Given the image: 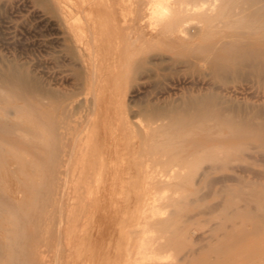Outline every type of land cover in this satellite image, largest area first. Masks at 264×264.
<instances>
[{
	"label": "rangeland",
	"instance_id": "obj_1",
	"mask_svg": "<svg viewBox=\"0 0 264 264\" xmlns=\"http://www.w3.org/2000/svg\"><path fill=\"white\" fill-rule=\"evenodd\" d=\"M124 1L123 0H0V74H1V76L3 75L2 78L0 76V86H4L5 84L6 85L9 84L11 86V84H12V87H15V89L17 91L23 92L24 94H26L27 96L32 98L33 101H37V102L40 101L39 103L43 104L44 106L49 107L51 109L52 115L54 114L53 119H54L55 127L58 129V130L56 129L57 133H59V134L66 133V130L68 128H70V129H68L67 131L72 130L76 127L77 130L82 131L81 136H83L82 137L83 142L86 141L85 139H87V136H88L87 141L89 140V138H90V142H91V139H92V141H94V143H91V144L89 143V141H88V144L87 143L85 144V142H84L85 146L86 145L88 146L89 144L93 147L95 146L94 151H93L94 148H92L91 146H88V147H90L91 151L87 150L88 151L87 153L89 155H91L90 156L91 158L89 157V155L87 156L86 155L87 153H86L84 157L82 156L83 158L79 157L72 164V167L70 168L71 172H70V176H69V180H68V184H67L68 186H67V189L65 190V195H66L65 197H68L70 199L69 200H65V199L63 200L61 210H58V209H60L59 207H61L60 204L56 205V204H52V202H50L51 205L48 203V204H46V206H45V204H36L37 208L33 206V209L30 213V217L33 221L31 222L30 225L27 226V230H26L27 237H29L30 240L24 245V249H23V253H22L23 257L20 260L22 262L21 264H54V263H56V264H121V263L126 264L129 261V258L127 259V257H129L128 252H130V251L131 252L129 254H133L132 255L133 259L135 258L134 256L137 257V254H134V253L139 252L138 250H140V246L137 249L136 248L137 245H136L135 246L136 249H133L134 248V242H135L134 240H137V239H134L137 236V234H135V232L133 231L134 230L133 226H135V228L137 229V226H138L137 224H140L143 220L142 218H140L139 214H141L143 212L142 207H144V206L141 204L143 203V201L146 200V197H144V198L142 197L147 192V191L145 192V190L149 189L150 193L148 192L149 193L148 195H149L150 199H152L153 194H156V193L152 190L153 188L150 187L151 188L150 189L148 187H145L146 185L144 183H143L144 185H141L142 182L140 180L143 179L142 181H144V178H143V172L144 171H141V170H143V168H141V170H140L139 166L141 163L143 164V162L145 160L147 161L150 158L142 150L140 153H143V154H141L140 156H139L140 153L136 152V154H135L132 150L134 148V146H136L139 142L137 135H135L137 129L135 128V125H133L134 123L132 122L134 118H135L134 120L137 121L136 119L139 116V118L140 117L141 118L138 121L145 122L147 120V117L150 116L151 113H152V115L167 114V113L170 114V112L172 114L173 112H176L175 109L179 110L178 111L179 115L180 114L184 115L183 113H185V111H186V114H188V116H191V115H194V113L199 109L198 110L199 112L197 111V113H195V115L196 114L197 115L203 114V116H205V117H206V115H208V117H206V118H207V121H208L210 126L215 125L214 124L215 121L210 120L209 116L214 117L216 115L217 116H219V115L230 116L231 115L230 117H233L235 119H239V120L245 119V120L250 121L249 123L252 126V128L255 126H256V128H259L260 126H261L260 128H262V127L264 128V73H262V72H264V69H263L264 68V52H263L264 51V42L255 33L252 35V32L251 33H245L244 32L245 23L242 19V15H241L242 10H241L240 6L237 7L238 4H228L225 8L227 10V12L224 9V12L223 11H222L223 13L221 12L222 15L217 17L218 14H221V13L215 14L208 21L205 19L206 17L204 18L203 16H199V15H197V17H196V15L192 16L193 19L187 18V19L191 20V21L188 20L189 21L188 23H190L191 25L194 26V27L191 25L189 26L191 31H193V30H195V31H193L194 34H193V32L191 33V34H193L194 40L190 39L187 42V45H186L187 50L185 49L186 51L180 50V49H174V51H173V49L167 47L164 42H162V41L156 42L155 41L153 43H148L149 46H147V44H145L144 46L141 44V46L143 47V48L139 47L141 50H139V48L137 47V52L141 51L142 53L141 52L139 53L138 58L137 57L133 58V57L137 56L136 51L133 54V48L136 49V47H134V46H136L135 44H138V43L134 42L135 44H133L132 39L131 40H129V39H130V37H132V35L134 36V34L132 32L130 34V31H131L130 28L132 25V21H130V20H132V18H135V16H133L134 14L130 13L131 9H129V7H130L129 0H124ZM131 1L133 3H134V1L136 2V0H131ZM64 3H67V7L73 11L71 13V15H70V10H69V13L65 16V14H64L65 11H63ZM137 3H138V0H137ZM137 3H135V4H137ZM227 7H228V9H227ZM239 11H241V12H239ZM128 18H129V20H128ZM215 18H216V20H215ZM237 18H238L239 22H238ZM193 20L196 22V24H195V22H193ZM72 21H74V22H72ZM76 21H77V24H76ZM197 21L198 22L202 21L199 24H201V23L203 24L206 21L204 23V25L208 29H205V26H202V24L200 25V27L197 26L198 25ZM212 21H213V24H211ZM241 22H243V23H241ZM206 24L207 25L210 24V25L207 27ZM94 26H95V28H94ZM228 27H230V28H228ZM124 28H125V30L122 31V29H124ZM194 28H196V29H194ZM199 28H200L201 32H199L200 31ZM224 28H225V30H223ZM239 28H242L243 30L242 29L238 30ZM235 29H237V30H235ZM241 31H243V32L241 33ZM73 34L76 37L77 42L74 41V36H72ZM90 34H91V36H90ZM124 36H125L126 40L129 37L128 43L125 41ZM195 36H197V37L195 38ZM230 36H234L237 39H241V38L244 39V40H242V39L241 40L243 42H245V43H243L244 45H247L245 48L252 50L251 54L253 56H251V54L249 56L246 55L243 57L242 56L240 57V55H237L238 58H236L237 56H234L233 54H231L233 51L230 48L223 46L225 38L230 37ZM89 37H91L90 40H89ZM214 37H215V39H214ZM99 38H100V40H99ZM123 39H124L125 43H127L126 48L123 47L124 49L122 48V46L125 44ZM90 43L92 46L90 45ZM131 43L133 44V46L131 45ZM156 45H158V46L161 45V47H157ZM209 45L211 47H213V51L211 52L212 54L210 52H205L206 54L204 56V53H203L204 50L202 48L208 47ZM220 45H221V47H219ZM128 46H129V49H131L130 50L132 52L131 54H130V51H128L129 49L127 50ZM130 46H132V48H130ZM145 46H147L149 48V50ZM101 48H104V50H102ZM220 48H222V49H220ZM146 50H148V51H146ZM175 50H177V51H175ZM194 50H195V52H194ZM192 51H193V53H192ZM79 52H80V55H79ZM123 53H124V55H123ZM156 53H157V55H156ZM188 53H189V55H188ZM202 53H203V56H201ZM91 54L93 56H91ZM128 54H129V56L131 55L130 57H132L133 59L128 58L129 57ZM95 55H96V57H95ZM150 55H152L153 58L150 57ZM154 55H156V56H154ZM122 56H128V57H125V60L128 59L129 62L125 61V63H124V61H122V60H124V57L122 59ZM144 56H146L145 58L147 60L144 58ZM147 56H149L150 60H148L149 58ZM184 56L187 59H189L190 57L191 58L189 60L185 61L186 59L184 60ZM186 56H188V57H186ZM254 56H255V58H254ZM91 57H93V58H91ZM219 57H221L222 59ZM258 57L261 59V62H259L260 60L258 59ZM102 58H103V60H102ZM178 58H179V60H178ZM208 58L210 59L209 61H208ZM224 58H225V60H224ZM61 59H63V60H61ZM99 59L101 60L102 63L100 62ZM151 59H153L152 60L153 62H151ZM220 59H221V61H220ZM241 59H243V62L245 59H247L250 62V64L248 62H245V65L248 64V66H249L248 69L246 68L247 66H245V67L241 66V63H242ZM201 60L205 61V62L202 63ZM217 60H218V62H217L218 64L215 63ZM252 60L254 63L252 62ZM235 61H238V63H236ZM98 62H100L99 66L97 65ZM126 62H127V64H126ZM149 62H151V64H148ZM262 62H263V64H262ZM256 63H259L258 66L256 65ZM133 64H135V65H133ZM219 64L223 65V66L221 65L222 67L220 66L221 67L220 69H223V67H225L224 70H226V72L225 71L223 72V70H220L217 67V66H219ZM237 64H239V65H237ZM198 65H199V67H198ZM204 65H206V66H204ZM209 65L211 66V70H210ZM118 66H120L119 67L120 69L118 68ZM111 67L113 68V70ZM122 67H123V69H122ZM128 67L130 68L131 71L127 70ZM188 67L189 68L191 67V68L189 69ZM207 67H209V69H207ZM215 67H216V70H214ZM226 67H229L230 69L228 70V68H226ZM97 68H98V70H97ZM93 69L95 71H93ZM110 69H111V71H110ZM161 69H163V71H160ZM125 70H127V71H125ZM202 70L205 72L203 73ZM237 70H238V72H240L239 74L236 73ZM2 71H3V73H2ZM122 71L125 74L128 71L129 72H128V74L123 75ZM249 71H251L253 73H251ZM92 72H93V74H92ZM152 72H154L153 73L154 75L152 74ZM120 73H122L123 76L120 75ZM175 73L178 75L177 77H176ZM216 73H218V74H216ZM138 74H141V75L137 76ZM254 74H255V76H254ZM207 75H209V76H207ZM248 75H251V76L249 77ZM94 76L96 78V81L92 82V80L94 81V79L92 78ZM120 76H121L122 80H120ZM124 76H126V77L128 76L127 79L124 80V78H123ZM153 76H154V78H153ZM168 76L170 79H168ZM11 77H13V80ZM136 77H137V79H135ZM14 78L15 79L17 78V80H15ZM110 78H112V79H110ZM149 79H150V81H149ZM9 80H10V82H9ZM115 81L117 83H115ZM106 83L107 84L109 83V84L106 85ZM122 84H124V85H122ZM191 84H192V87H191ZM109 85H111V88H109L110 87ZM115 85H117V86H115ZM193 85L196 87H194ZM197 85L200 87L198 88ZM176 88H177V90H176ZM180 88H182V89H180ZM184 88H186V89H184ZM217 88H218V90H217ZM31 89H33V91ZM87 91H89L90 94ZM106 91H108V92H106ZM92 92L94 93V95L91 94ZM101 92H104V93L106 92V93L102 94ZM181 93H182V95H181ZM99 94H100V96H99ZM101 94H102V96H101ZM91 95H93V96H91ZM112 95H113V97H112ZM202 95H203V98H202ZM46 96H47V98H46ZM92 97H93V100H92ZM98 99L99 100L102 99V100L99 101ZM177 99L181 100L179 102H182V104H178L179 102ZM47 100H48V102L51 101L52 103H48ZM103 100H105L104 101L105 104L102 106V104L104 103ZM176 100H177V102H174ZM191 100H192V102H191ZM159 101H161V102H159ZM163 101H164V103H166L165 105H164ZM199 102H200V105L198 104ZM187 103L193 105V107L195 109H197V108L198 109L195 110V112H194L193 110H191L193 107H190L191 105L188 106ZM51 104H52V108H51ZM132 104H134V105L136 104V106H134ZM248 104H250L251 106ZM176 105H181V107L178 108V106L176 107ZM155 106H156V108H155ZM159 106H160V108L163 106L164 111H166V112H163L162 111L163 109L160 110ZM186 106L188 108H190L189 111L192 114H190V112L187 111L188 108H186ZM200 106H202V107H200ZM209 106H211V107H209ZM230 106H231V108H230ZM248 106H250V108ZM98 107L101 108V109L99 108L100 111H99V109L94 111V109H97ZM90 108H91V110H90ZM204 108H205V110H204ZM222 108H224L225 110ZM57 109H59V110L57 111ZM158 109L160 111H162L163 113L162 112L160 113ZM181 109L184 110L183 113H180V112H182ZM212 109H214V110H212ZM227 109L232 113H229ZM233 109H234V111H233ZM260 109H262V110H260ZM53 112H55V113H53ZM93 112H96V114L98 113L97 116L94 117L93 115H95V113H93ZM109 112H110V114H108ZM206 112H207V114H205ZM233 112H235V114ZM258 112H261L260 117L262 120L260 119V117H257ZM148 113L150 115H148ZM56 114L59 115L58 117H60V118H58ZM78 114H80V115H78ZM123 114H124V117H123ZM91 115L93 116V119H92V122H89L90 118H92ZM79 116H81V117H79ZM98 116H99V119H98ZM132 116H133V118H132ZM251 116H253V117H251ZM76 118H77V120H76ZM87 118H88V120H86ZM255 118H258V119L255 120ZM142 119H146V120H142ZM60 120H61V123H60ZM85 120L88 122H86ZM95 120H96V122H94ZM112 120H113V122H112ZM57 121H58V123H57ZM99 121H101V123ZM141 122L138 123L139 126L141 125L140 124ZM74 123L75 124L77 123V124L75 125ZM92 123H94V124L92 125ZM253 123H255L254 124L255 126L253 125ZM135 124H137V123L135 122ZM262 124H263V126H262ZM68 125H69V127H67ZM94 125H95V127L97 126L96 128L99 130H97L95 127L93 128ZM98 125L100 127H98ZM125 125H126V127H125ZM111 127L113 129H111ZM121 127L124 128V130L122 129V132L123 133L125 132L124 135L126 134L127 136H125V137H127L128 139H126L123 134L121 135ZM131 127H132V130L130 129ZM137 128H140V127H137ZM92 129L97 130L98 135L94 134L96 131H94V133H93L94 135L92 133H89V131ZM93 130H92V132H93ZM221 131L225 135V136H223V139L221 141L222 148H224V147H225L224 149H230L231 148L230 150H228V152L226 151V154L224 155V157L229 158V159L224 158V161L228 160V162H229L231 160L229 162V164H227L228 162H226V161L225 162L227 165H225V164L221 165L220 164L219 166L223 167V168H221L220 171H219V169H220L219 166L216 168L212 167L213 170H215V171L211 170L210 172H208L207 178L205 177L206 175L204 176V178H206L205 181L208 183L204 182V178H202V173H203L202 170L203 169L201 170V168L206 166L205 168H207L206 169V171H207L210 168L209 164H211V163H209V161H206V162L201 161V163L204 165L202 167V165L200 166V164H199V166L201 168H199V166L197 164H194L193 167L195 168V166H196L197 169L199 168V170H201L200 171L201 174L197 173L196 169H195V171H192L194 169L193 167H192L193 169L192 168L190 169L191 171L190 170H188V171H190L191 175H194L193 177L196 179V182H199L198 185L196 187L194 186L193 188H191V187L188 188V187H186L187 185H181L178 189L179 190L178 192L182 193V194H179V197L184 196L186 198H189V199L185 200L184 202H182V203L187 202V205L183 206L184 204L183 205L181 204L185 208L182 209V206L178 205V209H179L178 210L176 208L177 204H172V206L167 207L168 206L167 204L168 203L171 204V202L166 201L165 199H163V197L165 196L164 198H166V197L170 196V194L167 196L166 195L163 196L162 193H165L166 190L161 192V194H160L162 196L161 200L163 202H165V201L168 202V203L165 202L167 205V206L164 205V208H165V206L167 207L165 209L169 210L172 208L171 209L172 212H174V210L176 209L177 212H181L182 214L179 216L180 213L178 215H176L175 212L173 214H170L171 211L169 213H167L168 211L166 212L163 210V213L164 212L167 213V214L164 213V215H168V216L164 217L163 215L162 216L159 215L160 218H158L159 216H156L155 214H153L157 217L155 219L156 223L155 222L154 223L155 224L158 223V225L161 227V222H163V224L165 222L168 224L167 221L169 219L170 224L172 221L173 222L172 224H174L178 227V228L173 227L177 231V229L180 230V228H181L180 227L181 225H179L178 222L181 221L182 218L186 219L185 215H186V217L188 216L192 222L196 221V223L194 222L195 224H190V221H187V222H189V223H187V222H185L186 220L181 221L180 224L185 223V226L183 225L184 227L180 230V232H176V233H178L177 236H175L173 234L177 239L180 236L183 237L184 234L186 233V235L189 237V238L187 237L188 239H191V240L193 239L192 245H193V243L197 245L196 247L190 246L188 244L183 245L189 249L182 251L184 253H180L181 255L178 254L181 256L180 257L181 259L183 256H185L184 259L185 258L188 259L189 256H191V253L189 254V252L193 251L192 247H194L193 254L197 253V251L199 253L198 254L199 257L197 256L198 257L197 259H194L190 262L187 261L186 264H199V260H202V259L205 260V262L206 261H208L209 263L212 262L211 264H248V263L251 264L253 262L249 261L248 258L245 256L248 253H255L253 264H257L259 262L260 258H262L264 256V237L263 236H262L260 241L256 242V244L253 246V248L248 247V248H244V249L243 248L242 249L241 248L234 249V250L230 251L229 255H227L226 257H222V256L219 257V252L215 251L214 247H216V245H218V240L220 239V237L222 235V230H221V225H220L221 222H219L220 221L219 218H221V217H219V215L217 214L218 220H217V218H216V220L218 222H216V223H219V224L217 225L218 228H216L215 227L216 223H214L215 225L212 224L213 222L216 221L215 219H214V221L212 220L213 222L211 221L212 223H210L209 221H206V220H208L207 216H209V213H207L208 214L207 216H206V214H205V216H204V214H201L198 216L194 215L195 213L200 214L199 213L200 209L203 208V205L199 206V204L205 203L204 207L209 205L208 207H210V208L213 207L215 210L219 206L218 211L216 210L217 213H219L221 211V209L224 210L223 213L227 212V213H225L226 215H224L222 213V211L219 213V214H221L220 216H222L221 219L224 221V222L222 221L221 224L222 225H228L229 222L226 221V218L231 214L232 205L234 204L233 201L235 200V203H238L240 206L247 203V202L246 203H243V202L239 203L241 199L239 198L240 196H239L238 190L241 192V191L245 190V187L248 188L249 186H252V188H253L256 185L254 188H256L259 191H262V189H263L262 192H264V151H263L264 148L262 149V147L264 146V144H263L264 139L262 141V139H260V137L256 134H254V135L252 134V137H247V138L246 137L245 138L244 137L239 138L238 136H237V138L236 137L231 138V135L226 128H222ZM111 133H113V134H111ZM89 134H91V136H89ZM110 134L112 135L113 139L111 138ZM132 134H134L135 136ZM92 135L95 136V138H93ZM227 135H229V136H227ZM133 136H134L135 140H137V143H136V141H133L134 139L132 140ZM262 136L264 137V131H263ZM116 138H118V139H116ZM97 140H98V142H97ZM127 140H128V142H127ZM131 140L135 143H133V142L131 143L130 142ZM95 141H96V143H95ZM99 142L100 143L102 142V143L100 144ZM248 144L251 145V147H252V145L255 146L256 148L255 147H253V148L256 150H253V148H250V146ZM237 145L238 146L240 145V147L242 146L241 147L242 150L239 149V147ZM245 145H248L251 151L248 150L245 147ZM101 146L103 149L101 148ZM128 146H130V147H128ZM112 147H114V148H112ZM232 147H234V152L232 150L233 149ZM121 148H123V149H121ZM124 148L130 149L132 151V153L137 155V158H134L136 156L133 157L134 154L133 155L130 154L131 151L127 150L130 154L129 155L130 158H129L127 156L128 153L126 155L127 151H126V149L124 150ZM122 150H124L125 153ZM92 151L93 152L96 151V152L94 154H90V152L92 153ZM97 151H98V153H97ZM113 151H116L117 155L113 160L114 164L111 165L112 163H108V161L106 159L108 158V153L113 152ZM230 151H232V152H230ZM120 153L125 154L123 156H126V159H122L121 157H123V156L120 155ZM92 155H93V157H92ZM97 155L98 156L101 155V158L98 157ZM229 155L232 158H230ZM237 155H238V157H237ZM96 156L101 160L99 161L98 158H97L98 160H96ZM246 156H248V157H246ZM86 157H88L87 160H89L91 162H89V161L86 162L87 161V160H85ZM147 157H148V159H147ZM92 158L95 159V162ZM247 158L250 160L248 161ZM82 159H84L85 162L82 161ZM130 159H132L131 160L132 163H133V161L135 162V160L139 161L138 159H140V160L143 159V161H141V163L139 161V163H140L139 165L137 164V166L139 167V172H138V170L131 168L132 167L130 165L131 162L130 163L127 162ZM5 160L7 161V164L6 163L4 164L5 165L4 171L6 170L5 171L6 177L4 180H5L7 190L9 192H11L12 188L13 189L17 188L16 192H15V190L14 191L12 190V192L18 193V191H19L18 196H20V198H23L24 196L22 195L23 192H21L22 191L20 189L21 187L19 184H17L18 183V177L20 178V175L18 174L17 165L14 164L15 161L11 157L10 158L6 157ZM13 161H14V163H13ZM97 161L100 163H98ZM102 161H105L106 164L104 165L103 164L104 162L102 163ZM150 161L153 162L152 160H149V162ZM80 162H81V164H80ZM92 162L95 164L97 163V165L93 164ZM207 162L209 163L208 164L209 166L206 164ZM231 162L233 164L236 162L234 164L235 166ZM9 163L10 164L12 163L11 165H13L12 166L13 168L11 167V165ZM82 163L85 166H87L88 163H89L88 166L90 165V163H92V166L93 165L98 166L97 170L99 172L97 170L95 172L96 168L94 169V166L93 167L89 166L94 172L93 171L89 172V171L84 170L83 167H85V166H83ZM124 163L129 164L131 167L130 166L128 167L127 164H124ZM136 163H134V164L136 165ZM144 163H146V162H144ZM110 165H111V167H110ZM118 165H119V167H121L123 169V172H124L123 176L121 173L119 176L120 178L121 177L124 178L125 181L124 180L122 181V182H124V186L120 184L118 186H115L116 189L114 187L107 189V187L104 186L103 182L107 178V176H109L111 169L113 170ZM135 165H133V166L135 167ZM248 165H250V166H248ZM6 166H7V168H6ZM88 166L85 167V169L87 168V170H89ZM212 166H214V165H212ZM247 166H248V168H247ZM142 167H143V165H142ZM241 167H243V168H241ZM104 168H105V171L103 172V174L104 173L105 174L103 175L102 171L104 170ZM127 168H128V170H126ZM129 168H131V169H129ZM164 168H165V166H164ZM205 168H204V170H205ZM100 170H102V171H100ZM247 170H250V173ZM8 171H10V173ZM72 171H74V172H72ZM80 171L81 172L83 171V173H84V171H86L84 174L87 178L83 174H81ZM128 171L131 174L133 172V174L131 176H130V174L127 175ZM140 171L142 173H140ZM92 173H95V174L92 175ZM97 173L100 174L101 178L98 177ZM8 174L10 175V177L12 176V178L14 179L13 181L11 180V182L13 184L10 183V180H9L10 177L8 176ZM72 174H74V176ZM86 174H88V175H86ZM134 174L136 177L139 178L138 180L141 182L140 184H139V181L135 179L136 178L135 176H134V178H132V176ZM137 174H142V176L137 175ZM210 174H211V176H210ZM81 175H82L83 179L81 178ZM93 176L95 178H92ZM71 177H73V178L71 179ZM130 177L132 178V180H130L129 183L132 184V182H134V184H132V185H130L128 183ZM12 178H10V179H12ZM102 178H103V180H102ZM198 178L199 179L202 178V179L200 181H197ZM211 178H213V179L215 178L214 180H216V178H217L218 181H219V179L220 180L225 179L224 186L226 185L227 187H229L233 191L230 192L228 190V188L226 187V189H227L226 194H224L225 192L223 193V196L220 194L221 188L219 187L220 185H218V184H220L221 182H224V181H221L219 183L217 182L218 183L217 184L215 181L212 180V186H211L212 188H208L209 187L208 184L211 185L210 184ZM84 179H87V180H84ZM100 179L103 181L102 183L100 182ZM90 180H93L92 183H90ZM134 180H136V181H134ZM230 180H232V182H230ZM233 180H235V181L239 180L240 182L239 181L238 182L242 185L238 184V182H235ZM243 180H245V181H243ZM78 181H79V183H78ZM137 181H138L139 185L136 184ZM249 181L252 183V185L250 183H249L250 185L247 183ZM75 183L77 185L78 190H77V188H75L76 187ZM80 183L83 185L81 186ZM86 183L87 184L90 183L88 186L91 188V190L93 192L97 190V193L96 192L93 193L90 190V188L87 187ZM230 183H232V184L230 185ZM96 184H98L97 186L99 188H100V184H101V188H100L101 191H99L100 193L98 192L99 188L98 187L96 188V186H95ZM128 184L130 186H128ZM214 184H217V185L214 186ZM17 185H18V187H17ZM84 185H85V187H83ZM90 185H93V187H91ZM136 185H137V187L138 186L140 187V185H141L142 190L139 188L137 189V187L135 189L136 191L134 189L133 190L131 189L132 186L134 187ZM79 186H80V189H79ZM221 186H223V183L221 184ZM224 186L222 188H225ZM183 187H184V189H182ZM201 187L204 190V194L202 193V191L201 192L199 191L202 189ZM86 188H88V193L85 192V190L87 191ZM252 188H249L248 190H245V191L248 192V191H250V189L252 190ZM93 189H96V190H93ZM158 189H159V187H158ZM185 189L187 190V192ZM205 189H207V190L209 189L210 191H212L213 197L209 195V194H211V192L208 191L209 193L207 194ZM219 189H220V192H218V194L221 195L223 200L221 198H219L220 196H218L216 194V192ZM130 190H131V192H130ZM168 190H170V189H168ZM195 190L196 191L198 190L199 194L197 192L195 193ZM73 191H74V193H73ZM78 191H80L81 193ZM222 191H223V189H222ZM89 192H90V194L92 193L93 195H90ZM132 192L135 195H133ZM137 192L139 194H141V197L144 199L140 203H139V201H140L139 199H142V198L140 196H138L139 194ZM169 192L171 193V191H169ZM121 193H123V194L121 195ZM168 193L166 192V194H168ZM194 193H195V195L198 194V195H196L198 198L199 197L203 198L202 200L198 199V201H202V202H199V204L197 203L198 206L195 205L197 208L200 207V209H195V207L193 208L191 206L189 207L190 201L194 204H195V202H198L197 200H195V199H197V197L193 195ZM87 194H89V195H87ZM136 194H138V195L136 196ZM190 194L193 195L194 197H196V198L192 197L194 202L192 201V198L189 197ZM77 195L79 196V198ZM94 195H95V200L93 198ZM125 195H128V196H125ZM186 195H188V196H186ZM202 195H206L207 197H210V199H207V197L205 198V196H202ZM89 196H91V197H89ZM135 196L138 197L139 199L135 198L136 200H134ZM237 196H238V198H237ZM104 197L106 199L104 201H102V199H104ZM125 197H127V198L131 197L130 199H133V200H129V202H128V199ZM184 197H183V199H184ZM77 198H78V200H77ZM91 198H93V199H91ZM85 199H87V200L89 199L91 201L87 202V200H85ZM125 199H127V201ZM150 199H148V201L146 200V202L148 203ZM218 199L222 200V202ZM71 200H74V201L72 202ZM76 200L78 202H79V200H81L82 202L84 201L83 203H85V204L83 205V203H81V202H80L81 204H78V202ZM97 200L100 202L99 205H97L99 203ZM161 200L156 201L157 205ZM188 200H190V201L188 202ZM204 200H206V201L204 202ZM229 200H231V202ZM238 200H239V202H238ZM70 201L72 203H70ZM95 202L97 203L96 205H95ZM126 202H128V203H126ZM134 202H137L139 205L137 206V203H135V205H136L135 206ZM146 202H144L145 206H146ZM161 202L159 204H161ZM220 202H221V204H220ZM225 202H227V203H225ZM93 203H94V205H93ZM165 203H162V204H165ZM192 203L190 205H194ZM215 203H217L216 205H218L216 208L214 205ZM132 204H133V206H132ZM251 204H255V202L252 201ZM256 204H261L262 208L264 209V204L259 203V202L258 203L256 202ZM33 205H35V204H33ZM53 205L56 207H54ZM58 205H60V206L58 207ZM77 205H80V206L83 205V206H81L83 208H81L80 206H77ZM125 205L127 206L126 208H125ZM73 206H75V209H76V207H78L77 210L79 208L81 210H79V211L74 210ZM84 206H85V208H84ZM96 206L98 208V211L96 210ZM159 206H161V205H159ZM221 206H224V207L221 208ZM45 207L48 209H45ZM137 207H138V210L135 209ZM155 207H156V205H155ZM161 207H163V205ZM208 207H206L205 209L209 210V209H207ZM70 208H71L72 212L74 211L73 214H76L77 212H79L80 216H76V215L73 216L72 214H69V213H72ZM186 208L188 209L187 211L185 210ZM131 209H133V210L135 209L134 211L135 212L137 211L136 212L137 214L134 213L133 211H131ZM156 209L153 210L154 213H155ZM214 209L213 210L210 209V210H212V212L210 213V214H212V216L216 215L214 213L215 212ZM33 210H35V211L33 212ZM48 210H50V211H48ZM140 210H142L141 213H140ZM157 210H159V209H157ZM198 210H199V212H198ZM203 210L204 209H202V212H203ZM41 211L42 212L45 211V213L48 212L49 218L47 217V219L46 218L44 219L43 217H41L40 216L42 213ZM81 211H82V213H81ZM128 211H130L133 218L135 217V215L137 216V217H135L136 221H139L141 219L140 223L139 222L136 223V221H135L137 226L133 225L134 220L131 216H128V214L131 215ZM188 211H190V212H188ZM159 212H161V211H159ZM159 212H157V214ZM163 213L161 212V214H163ZM204 213H205V211H204ZM79 214H77V215H79ZM61 215H62V217H61ZM92 215L95 217H93ZM151 215L152 214H150V216ZM75 216L77 218L79 217L78 221L76 220ZM91 216L95 219L91 218ZM123 216H124V219H123ZM125 216L131 217L132 218V220H130L131 222L129 221V223H127L128 222L127 220L131 219V218H128L126 220ZM72 217H74V218H72ZM61 218H62V221H61ZM153 218H155V217L153 216L152 219H150V222L152 220H154ZM73 219L76 221H74ZM211 219H213V218H211ZM92 220H94V221L92 222ZM122 220L123 221L126 220L125 224H127V225H124L123 224L124 222ZM187 220H189V219H187ZM43 221L45 223H43ZM46 221L47 222L49 221L48 222L49 224ZM89 221H91V222L89 223ZM197 221H199V222L203 221V224H207V222H209L210 225H203L201 222L199 223ZM205 221H206V223H204ZM76 222H77V224H76ZM72 224H74V225L76 224V225L72 226ZM122 224H123V227L121 229ZM155 224H153V221H152L151 224L149 223V224H147V226H145V229H147L148 226H149V228H150V226H156ZM196 224L197 225L201 224L204 227L203 226H197ZM211 224L213 225L212 228H211ZM48 225L52 226L54 229L53 230L49 229V231H48V228H52V227H49ZM59 225H61V228ZM87 225H88V228H87ZM131 225H133V226H131ZM43 226L47 227V228H43ZM129 226H130V228H129ZM170 226H168V225H166V227L164 226L166 231ZM72 227L74 229H72ZM87 229H91V230L94 229V230H92L93 233L90 232L91 230L87 231ZM154 229L155 228L153 227V230ZM165 229H163V230H165ZM186 229H190V230L188 232H185ZM202 229L204 231H202ZM50 230H52L51 233H50ZM120 230H122V231H120ZM137 230H139V229H137ZM150 230H151V228H150ZM169 230H170V235H171L172 234L171 228L168 229V231ZM212 230L216 231V233H214V239L215 240H213L212 237H210L211 240H209V237H208V234H210V231L213 232ZM119 231H120V233H119ZM147 231H149V230H147ZM152 231L148 232L149 236H151L150 233ZM159 231L160 230H158V232ZM190 231H191L192 235H190L191 234ZM58 232L61 233L60 234L61 237L58 235ZM121 232H123V233H121ZM132 232L134 235L132 234L131 236H135V237H133L134 240L132 239L133 241L130 240L132 237H128V235L130 236V233H132ZM137 232H138L137 237H139L140 233H139V231H137ZM183 232H185V233L182 234ZM194 232H196L195 235L193 234ZM217 232H219L220 234ZM88 233H90V234L92 233V235H90ZM159 233H160L159 234L160 237H161V234L166 235V234L162 233L161 231ZM200 233H204V234L201 235ZM38 234L41 236H39ZM42 235H44L45 238ZM123 235H125V236H123ZM186 235L183 238H185ZM46 236H47V238H46ZM85 236L86 237L88 236V238H86ZM140 236H141V234H140ZM211 236H213V235H211ZM39 237L41 239H39ZM126 237L128 238L127 242H126ZM144 237H145V241H146V242L144 241L145 242L144 245L147 244V246L150 245V246L154 247L153 249L151 247L152 253L155 250V252H157V253L159 252V253L164 254V252H162V248L165 249L166 247L163 246V244L161 245V240H159V242H158L156 236H155L156 239L154 236H153L154 238H152V236H151V238H152L151 241L155 240L154 245L156 242L160 243V246L157 243L154 246L153 242H151L149 238H148L149 239V241H148V239L146 238L147 237L146 235ZM163 237L164 236H162L161 238L165 242V240H164L165 237L164 238ZM175 237L172 238V240H171L172 242H173V239H175ZM207 237H208V239H207ZM123 238H125V239H123ZM169 238H170V236H168V239ZM202 238L205 239L204 241H202L203 245L206 243L205 242L206 239L208 240L207 244H206V247L208 246L207 249H205V245L203 246L200 242V239H202ZM47 239H48V241H46ZM168 239L166 240L167 241V244H166L167 247H168V242H170L174 246V244L171 241H169ZM176 239L174 241L175 243L178 242V243L183 244L182 241L179 242V240H176ZM43 240L46 242H44ZM84 240L87 241L88 243L84 242ZM121 240H123L122 244H120ZM38 242H39V244H38ZM138 242L139 241L137 240V243H135V244L140 245L141 243L139 244ZM117 243H119L118 245H119L120 249L118 248ZM190 243H191V241H190ZM58 244L62 245V246L60 245L59 249H58V247H59ZM199 244H201V245H199ZM129 245L130 246L132 245V246L130 248H128ZM170 245H169V248L172 247ZM87 246H88V251H87ZM156 246H157V248L159 246V248H158L159 250L155 249ZM161 246H163V247L161 248ZM180 246L181 245H179L178 247H180ZM116 247H117V249H116ZM199 247H202V250L199 249ZM49 249H50V251H48ZM164 249H163V251L168 252V250H164ZM132 250H133V252H132ZM174 250H176V249H174ZM170 251L172 254L173 250L171 249ZM177 253H178V251H177ZM185 253H187V254H185ZM98 255H100V256H98ZM119 255H120V257H119ZM153 255H155V256L157 255V258L159 260H161V261H159L158 259H156L159 264H160V262L161 263L163 262V259H164L163 263H167V261H172V263H174V261H175V260L173 261L170 258H168L169 256H167L166 254H164L167 256L165 258L164 257L162 258V256H161V258H159L160 256L158 257V254H153ZM169 255H170V253H169ZM178 255H175V256L179 257ZM241 256H243V257H241ZM132 257L130 256V258H132ZM221 257H222V259H220ZM166 258H167V260H166ZM118 259L120 261H117ZM174 259H176V258H174ZM176 260H178V258ZM217 260H218V262H217ZM91 261H93V262L91 263ZM157 261H156V263H157ZM178 261H180V259ZM181 261H180L181 264L185 263V260L182 262ZM131 262H129L128 264H130ZM175 262L178 264L177 261H175ZM168 264H169V262H168Z\"/></svg>",
	"mask_w": 264,
	"mask_h": 264
},
{
	"label": "bare ground",
	"instance_id": "obj_2",
	"mask_svg": "<svg viewBox=\"0 0 264 264\" xmlns=\"http://www.w3.org/2000/svg\"><path fill=\"white\" fill-rule=\"evenodd\" d=\"M124 1V0H123ZM68 2V1H67ZM125 2V1H124ZM135 3H137V0H136V2L134 1V3L131 1V0H129V5H130V7H129V9H131L130 11V13L131 14H134L133 16H135V18H132V20H130V21H132V25H131V31H130V34H131V32L134 34V36L132 35V37H130V39H129V37H128V39L129 40H131L132 39V43L133 44H135V43H138V44H135L136 46H134V47H136V49L135 48H133V54H134V52L136 51L137 52V47L139 48H143L142 46H141V44L144 46L145 44H147V46H149L148 45V43H153V42H164L165 44H166V46L167 47H169V48H171V49H173V51H174V49H180V50H187V42L190 40V39H192V40H194L193 39V34H194V32L193 31H195V30H193V31H191V29H190V23H188L189 21L188 20H190L191 18H192V16H195L196 15V17H197V15H199V16H203L207 21L208 20H210L211 19V17H213V15H215V14H218V13H221L222 11L224 12V9L226 8V6L228 5V4H238V6L237 7H239L240 6V8H241V10H242V19H243V21H244V23H245V27H244V32L245 33H251L252 32V35L255 33L256 35H258L259 36V38L261 39V40H263V42H264V0H138V3L137 4H135ZM70 4V3H69ZM62 6V5H61ZM71 6V5H70ZM227 9H228V7H227ZM239 9V8H238ZM69 10H70V15H71V13L73 12L70 8H68L67 7V3H64V7H63V11H65L64 12V14H65V16L69 13ZM127 10V9H126ZM226 10V9H225ZM59 11V10H58ZM222 12V13H223ZM226 12H227V10H226ZM239 12H241V11H239ZM222 13L221 14H218V16L217 17H219L220 15H222ZM230 13V12H229ZM64 17V16H63ZM79 18V17H78ZM187 18H190V19H187ZM195 18V17H194ZM239 18V17H238ZM238 18H237V20H238ZM193 19V18H192ZM66 20V19H65ZM78 20V19H77ZM128 20H129V18H128ZM197 20V19H196ZM215 20H216V18H215ZM227 20V19H226ZM75 21V20H74ZM74 21H72V22H74ZM191 21V20H190ZM79 22V21H78ZM193 22H195L194 20H193ZM192 22V23H193ZM198 22V21H197ZM200 22H202V21H200ZM200 22H198V25L197 26H199L200 27V25L202 24H199ZM206 22V21H205ZM204 22V23H205ZM216 22V21H215ZM226 22V21H225ZM238 22H239V20H238ZM62 23V22H61ZM81 23V22H80ZM85 23V22H84ZM204 23L202 24V26H205L204 25ZM208 23V22H207ZM241 23H243V22H241ZM76 24H77V21H76ZM195 24H196V22H195ZM211 24H213V21L211 22ZM240 24V23H239ZM79 25V24H78ZM207 25V24H206ZM210 25V24H209ZM209 25H207V27L209 26ZM242 25V24H241ZM62 26V25H61ZM191 26H193V25H191ZM196 26V27H197ZM201 26V27H202ZM63 27V26H62ZM194 27V26H193ZM192 27V28H193ZM211 27V26H210ZM209 27V28H210ZM94 28H95V26H94ZM123 28V27H122ZM128 28V27H127ZM219 28V27H218ZM217 28V29H218ZM228 28H230V27H228ZM194 29H196V28H194ZM198 29V28H197ZM202 29V28H201ZM205 29H208V28H206V26H205ZM216 29V30H217ZM240 29H242V28H239L238 30H240ZM71 30V29H70ZM93 30V29H92ZM125 30V28L124 29H122V31H124ZM199 30H200V28H199ZM215 30V31H216ZM223 30H225V28L223 29ZM235 30H237V29H235ZM243 30V29H242ZM203 31V30H202ZM193 32V34H191ZM199 32H201V30L199 31ZM198 32V33H199ZM243 31H241V33H242ZM69 33V32H68ZM90 33V32H89ZM240 33V32H239ZM72 34V33H71ZM196 34V33H195ZM200 34V33H199ZM235 34V33H234ZM244 34V33H243ZM240 35V34H239ZM72 36H74V34L72 35ZM90 36H91V34H90ZM243 36V35H242ZM245 36V35H244ZM197 36H195V38H196ZM90 38L91 37H89V40H90ZM124 38H125V36H124ZM221 38V37H220ZM258 38V39H259ZM81 39V38H80ZM128 39L126 40V38H125V41L128 43ZM214 39H215V37H214ZM242 39V38H241ZM237 39V38H235L234 36H230V37H227V38H225V41H224V47H228V48H230L233 52L231 53V54H233L234 56H237V55H240V57L242 56H246V55H250L251 53H252V50H250V49H246L245 47L247 46V45H244L243 43H245V42H243L242 40H244V39ZM82 40V39H81ZM99 40H100V38H99ZM202 40V39H201ZM210 40V39H209ZM252 40V39H251ZM260 40V41H261ZM68 41V40H67ZM74 41L75 42H77L76 41V37L74 36ZM92 41V40H91ZM122 41V40H121ZM123 41H124V39H123ZM125 41H124V43H125ZM84 42V41H83ZM135 42V43H134ZM92 43V42H91ZM91 43H90V45H91ZM123 43V42H122ZM127 43H125L123 46H122V48L124 47V48H126V44ZM131 43V45L133 46V44ZM68 44V43H67ZM161 44V43H160ZM208 44V43H207ZM243 44V45H242ZM139 45V46H138ZM196 45V44H195ZM92 46V45H91ZM132 46H130V48H132ZM147 46H145V47H147ZM157 47H161V45H156ZM217 46V45H216ZM144 47V48H145ZM219 47H221V45L219 46ZM123 48V49H124ZM139 48V50H141ZM148 48V47H147ZM163 48V47H162ZM249 48V47H248ZM102 50H104V48H101ZM129 49V46H128V48H127V50ZM135 49V50H134ZM170 49V50H171ZM189 49V48H188ZM203 50H204V56H205V52H212L213 51V47H211L210 45L208 46V47H204V48H202ZM215 49V48H214ZM220 49H222V48H220ZM131 49H129L128 51H130ZM143 50V49H142ZM148 50H149V48H148ZM148 50H146V51H148ZM155 50V49H154ZM185 50V51H186ZM191 50V49H190ZM226 50V49H225ZM224 50V51H225ZM255 50V49H254ZM77 51V50H76ZM126 51V50H125ZM175 51H177V50H175ZM219 51V50H218ZM221 51V50H220ZM101 52V51H100ZM99 52V53H100ZM105 52V51H104ZM141 51H139V52H137V56H135V57H133V58H138V56H139V53H140ZM194 52H195V50H194ZM264 52V51H263ZM132 52L130 51V54H131ZM142 53V52H141ZM192 53H193V51H192ZM203 53H202V55L201 56H203ZM230 53V52H229ZM97 54V53H96ZM102 54V53H101ZM201 54V53H200ZM212 54V53H211ZM79 55H80V52H79ZM123 55H124V53H123ZM156 55H157V53H156ZM156 55H154V56H156ZM188 55H189V53H188ZM209 55V54H208ZM214 55V54H213ZM232 55V56H233ZM91 56H93L92 54H91ZM102 56V55H101ZM128 56H129V54H128ZM128 56H122V59H123V57H124V60H122V61H124V63H125V61H128V59L127 60H125V57H128ZM131 56V55H130ZM128 57V58H132V57ZM192 56V55H191ZM215 56V55H214ZM228 56V55H227ZM251 56H253L252 54H251ZM80 57V56H79ZM95 57H96V55H95ZM146 56H144V58H145ZM148 58H149V56H147ZM150 57H152V55H150ZM186 57H188V56H186ZM213 57V56H212ZM76 58V57H75ZM91 58H93V57H91ZM132 58V59H133ZM153 58V57H152ZM168 58V57H167ZM181 58V57H180ZM191 58V57H190ZM189 58V59H190ZM219 58H221V57H219ZM235 58V57H234ZM236 58H238V56L236 57ZM254 58H255V56H254ZM81 59V58H80ZM146 59V58H145ZM165 59V58H164ZM177 59V58H176ZM175 59V60H176ZM186 59V60H185ZM189 59H187V58H185V56H184V60L185 61H187V60H189ZM222 59V58H221ZM221 59H220V61H221ZM248 59V58H247ZM247 59H245L244 60V62H243V59H241L242 60V63H241V66L243 67H245V66H247L246 68L248 69L249 68V66H248V64L247 65H245V62H248L249 64H250V62L247 60ZM258 59L260 60L259 62H261V59L258 57ZM61 60H63V59H61ZM100 60V59H99ZM102 60H103V58H102ZM147 60V59H146ZM148 60H150V58L148 59ZM153 59H151V62H153L152 61ZM170 60V59H169ZM174 60V61H175ZM178 60H179V58H178ZM192 60V59H191ZM194 60V59H193ZM210 59L208 58V61H209ZM216 60V59H215ZM219 60V59H218ZM218 60L215 62L216 64H218L217 62H218ZM224 60H225V58H224ZM237 60V59H236ZM256 60V59H255ZM97 61V60H96ZM95 61V62H96ZM183 61V60H182ZM200 61V60H199ZM202 61V60H201ZM227 61V60H226ZM225 61V62H226ZM230 61V60H229ZM234 61V60H233ZM263 61V60H262ZM100 62H101V60H100ZM100 62H98V66H99V63ZM129 62V61H128ZM148 62V61H147ZM151 62H149L148 64H151ZM177 62V61H176ZM184 62V61H183ZM203 62H205V61H202V63ZM236 63H238V61H235ZM240 62V61H239ZM252 62H253V60H252ZM258 62V61H257ZM92 63V62H91ZM102 63V62H101ZM159 63V62H158ZM161 63V62H160ZM201 63V62H200ZM228 63V62H227ZM231 63V62H230ZM229 63V64H230ZM254 63V62H253ZM126 64H127V62H126ZM125 64V65H126ZM179 64V63H178ZM196 64V63H195ZM209 64V63H208ZM258 64L259 63H256V65L258 66ZM262 64H263V62H262ZM133 65H135V64H133ZM168 65V64H167ZM175 65V64H174ZM222 65V64H221ZM220 64H219V66H217L219 69L223 66H221ZM237 65H239V64H237ZM255 65V64H254ZM171 66V65H170ZM187 66V65H186ZM204 66H206V65H204ZM221 66V67H220ZM225 66V65H224ZM113 67V66H112ZM111 67V68H112ZM120 66H118V68H119ZM140 67V66H139ZM198 67H199V65H198ZM209 67H210V70H211V66L209 65ZM209 67H207V69H209ZM238 67V66H237ZM255 67V66H254ZM115 68V67H114ZM129 68V67H128ZM127 68V70H129V71H131L130 70V68L128 69ZM162 68V67H161ZM189 68V67H188ZM191 68V67H190ZM189 68V69H190ZM226 68H228V70L230 69L229 67H226ZM262 68V67H261ZM120 69V68H119ZM122 69H123V67H122ZM160 69V68H159ZM197 69V68H196ZM206 69V68H205ZM225 69V67H223V69H220V70H223V72L225 71L226 72V70H224ZM237 69V68H236ZM264 69V68H263ZM97 70H98V68H97ZM112 70H113V68H112ZM116 70V69H115ZM114 70V71H115ZM127 70H125V71H127ZM214 70H216V67L214 68ZM218 70V69H217ZM256 70V69H255ZM93 71H95L94 69H93ZM110 71H111V69H110ZM117 71V70H116ZM115 71V72H116ZM128 71V72H129ZM160 71H163V69H161ZM196 71V70H195ZM248 71V70H247ZM257 71V70H256ZM15 72V71H14ZM109 72V71H108ZM114 72V73H115ZM128 72L126 73V74H128ZM146 72V71H145ZM202 72L204 73L205 71H203L202 70ZM222 72V71H221ZM245 72V71H244ZM249 72H251V71H249ZM262 72V71H261ZM260 72V73H261ZM2 73H3V71H2ZM17 73V72H16ZM112 73V72H111ZM122 73H123V71H122ZM122 73H120V75H122ZM151 73V72H150ZM154 72H152V74H153ZM197 73V72H196ZM215 73V72H214ZM236 73H240V72H238V70H237V72ZM243 73V72H242ZM248 73V72H247ZM246 73V74H247ZM251 73H253V72H251ZM259 73V72H258ZM262 73H264V72H262ZM15 74V73H14ZM92 74H93V72H92ZM102 74V73H101ZM116 74V73H115ZM125 73H123V75H124ZM125 74V75H126ZM145 74V73H144ZM176 74V73H175ZM206 74V73H205ZM216 74H218V73H216ZM17 75V74H16ZM20 75V74H19ZM113 75V74H112ZM122 75V76H123ZM132 75V74H131ZM139 75H141V74H138L137 76H139ZM154 75V74H153ZM174 75V74H173ZM211 75V74H210ZM236 75V74H235ZM0 76H1V74H0ZM3 76V75H2ZM2 76H1V78H2ZM6 76V75H5ZM175 76V75H174ZM178 75L176 74V77H177ZM206 76V75H205ZM207 76H209V75H207ZM218 76V75H217ZM249 77L251 76V75H248ZM254 76H255V74H254ZM111 77V76H110ZM128 77V76H127ZM127 77L126 76H124L123 78H124V80L125 79H127ZM135 77V76H134ZM156 77V76H155ZM12 78V80H13V77H11ZM93 79H94V81L92 80V82H95L96 81V78H95V76L94 77H92ZM91 78V79H92ZM117 78V77H116ZM115 78V79H116ZM153 78H154V76H153ZM248 78V77H247ZM15 79V78H14ZM81 79V78H80ZM110 79H112V78H110ZM114 79V80H115ZM135 79H137V77L135 78ZM147 79V78H146ZM168 79H170L169 78V76H168ZM176 79V78H175ZM246 79V78H245ZM244 79V80H245ZM261 79V78H260ZM15 80H17V78L15 79ZM14 80V81H15ZM106 80V79H105ZM113 80V81H114ZM120 80H122L121 79V76H120ZM127 81V80H126ZM132 81V80H131ZM149 81H150V79H149ZM152 81V80H151ZM247 81V80H246ZM4 82V81H3ZM9 82H10V80H9ZM13 82V81H12ZM153 82V81H152ZM168 82V81H167ZM115 83H117L116 81H115ZM154 83V82H153ZM180 83V82H179ZM193 83V82H192ZM197 83V82H196ZM249 83V82H248ZM91 84V83H90ZM104 84V83H103ZM109 84V83H108ZM107 83H106V85H108ZM119 84V83H118ZM6 85V84H5ZM0 86V264H21L22 262L20 261L21 259H22V257H23V249H24V245L30 240V238L29 237H27V233H26V230H27V226L28 225H30L31 224V222L33 221L32 219H31V217H30V213H31V211H32V209H33V206L34 207H36L37 208V205L36 204H45V206H46V204H50V202H52V204H60L61 205V207H59L60 205H58V207L60 208V209H58V210H61L62 209V202H63V200L65 199V200H69L70 198H68V197H65L66 195H65V190L67 189V184H68V180H69V176H70V172H71V167H72V164L74 163V161L75 160H77L79 157H84L85 156V154L90 150V147H88V146H91L90 144L91 143H94V141H92V139H91V142H90V138H89V145L86 147L85 146V144L87 143L88 144V141H87V139H88V136H87V139H85L86 141H84L85 142V144H84V142H83V140H82V137L83 136H81V134H82V131H79V130H77L76 129V127L74 128V129H72V130H69V131H67L68 129H70V128H68L67 130H66V133H61V134H59V133H57L56 132V127H55V123H54V119H53V115H52V112H51V109L49 108V107H47V106H44L43 104H41V103H39V102H37V101H33V99L32 98H30L29 96H27L26 94H24L23 92H20V91H17L16 89H15V87H12V84H11V86L8 84V85H6V86ZM122 85H124V84H122ZM147 85V84H146ZM178 85V84H177ZM199 85V84H198ZM197 85V86H198ZM209 85V84H208ZM103 86V85H102ZM110 87L109 88H111V85H109ZM115 86H117V85H115ZM189 86V85H188ZM194 86V85H193ZM30 87V86H29ZM93 87V86H92ZM129 87V86H128ZM140 87V86H139ZM159 87V86H158ZM191 87H192V84H191ZM194 87H196V86H194ZM200 86H198V88H199ZM27 88V87H26ZM86 88V87H85ZM105 88V87H104ZM205 88V87H204ZM214 88V87H213ZM87 89V88H86ZM91 89V88H90ZM108 89V88H107ZM180 89H182V88H180ZM184 89H186V88H184ZM216 89V88H215ZM220 89V88H219ZM32 91H33V89H31ZM88 90V89H87ZM93 90V89H92ZM103 90V89H102ZM106 90V89H105ZM122 90V89H121ZM173 90V89H172ZM176 90H177V88H176ZM196 90V89H195ZM205 90V89H204ZM217 90H218V88H217ZM27 91V90H26ZM104 91V90H103ZM31 92V91H30ZM87 92H89V91H87ZM106 92H108V91H106ZM105 92V93H106ZM32 93V92H31ZM102 94L104 93V92H101ZM104 93V94H105ZM167 93V92H166ZM187 93V92H186ZM196 93V92H195ZM36 94V93H35ZM89 94H90V92H89ZM91 94H93L94 95V93L92 92ZM102 94H101V96H102ZM168 94V93H167ZM166 94V95H167ZM213 94V93H212ZM93 95H91V96H93ZM107 95V94H106ZM181 95H182V93H181ZM37 96V95H36ZM40 96V95H39ZM99 96H100V94H99ZM104 96V95H103ZM145 96V95H144ZM198 96V95H197ZM217 96V95H216ZM250 96V95H249ZM42 97V96H41ZM112 97H113V95H112ZM142 97V96H141ZM163 97V96H162ZM219 97V96H218ZM221 97V96H220ZM225 97V96H224ZM46 98H47V96H46ZM84 98V97H83ZM156 98V97H155ZM173 98V97H172ZM187 98V97H186ZM198 98V97H197ZM202 98H203V95H202ZM205 98V97H204ZM67 99V98H66ZM111 99V98H110ZM167 99V98H166ZM181 99V98H180ZM41 100V99H40ZM55 100V99H54ZM92 100H93V97H92ZM95 100V99H94ZM99 100V99H98ZM102 99H100L99 101H101ZM143 100V99H142ZM157 100V99H156ZM178 100V102L179 101H181V100H179V99H177ZM177 100L176 101H174V102H177ZM190 100V99H189ZM205 100V99H204ZM53 101V100H52ZM105 100H103V102H104ZM144 101V100H143ZM142 101V102H143ZM187 101V100H186ZM194 101V100H193ZM210 101V100H209ZM227 101V100H226ZM225 101V102H226ZM46 102V101H45ZM47 102H48V100H47ZM46 102V103H47ZM94 102V101H93ZM146 102V101H145ZM159 102H161V101H159ZM191 102H192V100H191ZM229 102V101H228ZM227 102V103H228ZM231 102V101H230ZM48 103H52L51 101L50 102H48ZM99 103V102H98ZM153 103V102H152ZM163 103H164V101H163ZM162 103V104H163ZM184 103V102H183ZM186 103V102H185ZM212 103V102H211ZM95 104V103H94ZM105 104V102L102 104V106ZM166 103H164V105H165ZM178 104H182V102H179ZM188 104V103H187ZM199 105H200V102L198 103ZM54 105V104H53ZM57 105V104H56ZM132 105H134V104H132ZM171 105V104H170ZM191 104H188V106H190ZM202 105V104H201ZM205 105V104H204ZM248 105H250V104H248ZM134 106H136V104L134 105ZM178 106V108H180L181 107V105H176V107ZM203 106V105H202ZM202 106H200V107H202ZM243 106V105H242ZM251 106V105H250ZM250 106H248L249 108H250ZM253 106V105H252ZM54 107V106H53ZM133 107V106H132ZM151 107V106H150ZM190 107H193V105H191ZM196 107V106H195ZM209 107H211V106H209ZM241 107V106H240ZM254 107V106H253ZM252 107V108H253ZM51 108H52V104H51ZM55 108V107H54ZM92 108V107H91ZM91 108H90V110H91ZM100 107H98L97 109H94V111L95 110H98ZM122 108V107H121ZM135 108V107H134ZM155 108H156V106H155ZM154 108V109H155ZM186 108H188L187 106H186ZM194 108V107H193ZM191 109V110H193L194 112H195V110H197V109ZM227 108V107H226ZM230 108H231V106H230ZM239 108V107H238ZM242 108V107H241ZM101 109V108H100ZM100 109H99V111H100ZM153 109V108H152ZM159 109L161 110V109H163L162 111L163 112H166V111H164V108H163V106L160 108V106H159ZM158 109V110H159ZM173 109V108H172ZM171 109V110H172ZM184 109V108H183ZM189 109L190 108H188V110L187 111H189ZM217 109V108H216ZM222 109H224V108H222ZM221 109V110H222ZM59 109H57V111H58ZM116 110V109H115ZM159 110V112L161 113L162 111H160ZM182 110V109H181ZM180 110V111H181ZM199 110V109H198ZM197 110V111H198ZM204 110H205V108H204ZM209 110V109H208ZM212 110H214V109H212ZM225 110V109H224ZM228 110V109H227ZM239 110V109H238ZM260 110H262V109H260ZM83 111V110H82ZM88 111V110H87ZM118 111V110H117ZM120 111V110H119ZM155 111V110H154ZM173 111V110H172ZM175 111L176 112H173L172 114H171V112H170V114L169 113H167V114H155V115H152V113H151V115L148 113V115H150V116H148L147 117V120L146 119H142V120H146L145 122H141V121H138V120H140V118H139V116L137 117V121H135L134 119H133V125H135V128L137 129L136 130V134L135 135H137V137H138V139H139V142H138V144L136 145V146H134L133 144V146H134V148L132 149L133 150V152L136 154V152L137 153H140L141 152V150L146 154V155H148L149 156V158L150 159H148V157H147V161L145 160L144 162H146V163H144L143 162V164L141 163V161H143V159L142 160H140V159H138L139 161H140V163H139V161H136L135 160V162L133 161V163H132V159H130L129 161H127V162H131V166L129 165V164H127V163H124V164H127V166L129 167H131L132 169L134 168V169H136V170H138V172H139V167H140V170H141V168H143V170H141V171H144L143 172V178H144V181H142L143 179H141L140 181L142 182V184L141 185H146L145 187H148V188H153L152 190L156 193V194H153V198L152 199H150V197H149V189H146L145 190V195L144 196H142L143 198L144 197H146V200L148 201V199H150L149 200V202L147 203L146 202V200L145 201H143V203L141 204V205H143L144 207H142L143 209V212H142V210H140V213L141 214H139L140 215V218H142L143 220H142V222L140 223V221H141V219L139 220V221H136L135 220V217H137L136 215H135V217L133 218L132 217V214L130 213V211H128L131 215H129L128 214V216H131L132 218H133V220H134V222H133V225H136V223L137 222H139L140 224H137L136 226H137V229H139V230H137L136 228H135V226H133V225H131V226H133L134 227V232H135V234H137V236H138V232L137 231H139V233L141 234V236H140V234H139V237H135V236H131L132 234H133V232L132 233H130V236L128 235V237H132L130 240H132L133 239V237H135L134 239H137L139 242V244L140 245H138V244H135V243H137V240H134L135 242H134V248L133 249H138V247L140 246V250H138L139 252H135L134 254H137V257L136 256H134L135 258L133 259V257H132V255L133 254H129L130 252H128V256L129 257H127V259L129 258V261H128V263L129 262H131L130 264H159L158 263V261L156 260V259H158L157 258V255L155 256V255H153V254H158V257L159 258H161V256H162V258L164 257H167V256H169L168 258H170L171 260H175V261H177L178 262V264H181L180 263V261L182 260V261H184L185 260V263L184 264H186V262L188 261V262H190V261H192V260H194V259H197L199 256H198V251H197V253H194L193 254V251H194V247H196L197 245L196 244H194L193 243V245H192V240L191 239H188L189 237L186 235V233L185 232H188L190 229H186L185 230V232H183L182 234H184V236L186 235V237L185 238H183L182 236H180V237H178L177 239H176V237L175 236H177L178 235V233H176V232H180V230L185 226V223H181L180 224V222L181 221H183V220H186L185 222H187V221H190V224H195L196 223V221H194V222H192L191 220H190V218L187 216L186 217V215H185V218L186 219H183L182 218V220L181 221H179L178 223H179V225H181L180 227V230L179 229H177V231L174 229V228H178L176 225H174V224H172L173 222L171 221V224H170V220L168 219V224L165 222L164 224H163V222H161V227L158 225V223L157 224H155L156 222H155V219L157 218L156 216H168V215H164V213H163V210L164 211H168L167 213H169L170 211H171V209H165V208H167V207H170V206H172V204H177V206H176V208L178 209V205H180V206H182L183 204V206H185V205H187V202H185V203H182V202H184L185 200H187V199H189V198H186V197H184V199H183V197L181 196V197H179V194H182L181 192L179 193L178 191V189H179V187L181 186V185H187L186 187H191V188H193L194 186L196 187L197 185H198V183L199 182H196V179L193 177L194 175H191V173H190V169L194 166V164H197L198 166H199V164H200V166L202 165V167L204 166L202 163H201V161H209V163H211V164H209L208 162L206 163L207 165L209 164L210 165V168L206 171V169L207 168H205V167H203V168H201L200 166H199V168H201V170H202V178H204V176L207 178L208 177V172H210L211 170H213V168L215 167H218L220 164L221 165H223V164H225V165H227V164H229V162L231 161H229L228 162V160H225L226 162H228L227 164H226V162L224 161V158H226V157H224V155L226 154V151L228 152V150H230V149H224V148H222V146H221V141H222V139H223V136H225L223 133H222V131H221V129L222 128H226L228 131H229V133H230V135H231V138L232 137H236L237 138V136L240 138V137H252V134L254 135V134H256V135H258L259 137H260V139H262V141H263V139H264V137L262 136L263 135V129L262 128H256V126L254 125L255 123H253V125L255 126V127H253L252 128V126L250 125V121H248V120H245V119H242V120H239V119H235V118H233V117H230V116H222V115H219V116H214V117H212V116H209V119L210 120H214L215 121V125H212V126H210L209 125V123H208V121H207V118L206 117H208V115H206V117L205 116H203V114L201 115V114H196L195 115V113H197V111L194 113V115H191V116H188V114H186V111H185V113H183L184 112V110H182V112H180V113H183L184 115H179V113H178V111L179 110H176L175 109ZM201 111V110H200ZM210 111V110H209ZM232 111V110H231ZM233 111H234V109H233ZM254 111V110H253ZM90 112V111H89ZM88 112V113H89ZM149 112V111H148ZM162 112V113H163ZM190 112V111H189ZM199 112V111H198ZM228 112L229 113H232V112H230L229 110H228ZM241 112V111H240ZM247 112V111H246ZM53 113H55V112H53ZM80 113V112H79ZM93 113H95V115H93L94 117L95 116H97V114H96V112H93ZM123 113V112H122ZM127 113V112H126ZM158 113V112H157ZM175 113V114H174ZM201 113V112H200ZM220 113V112H219ZM224 113V112H223ZM234 114H235V112H233ZM244 113V112H243ZM260 113L261 112H258L257 114V117H260L261 115H260ZM59 114V113H58ZM108 114H110V112L108 113ZM143 114V113H142ZM187 116H186V115ZM190 114H192L191 112H190ZM189 114V115H190ZM205 114H207V112L205 113ZM247 114V113H246ZM245 114V115H246ZM250 114V113H249ZM57 115V114H56ZM78 115H80V114H78ZM90 115V114H89ZM226 115V114H225ZM59 115H57V117H58ZM93 116L91 115V117L92 118H90V120H89V122H92V119H93ZM255 116V115H254ZM56 117V118H57ZM79 117H81V116H79ZM123 117H124V114H123ZM251 117H253V116H251ZM263 117V116H262ZM55 118V119H56ZM58 118H60V117H58ZM97 118V117H96ZM132 118H133V116H132ZM139 118V119H138ZM245 118V117H244ZM81 119V118H80ZM98 119H99V116H98ZM256 119H258V118H255V120ZM260 119H261V117H260ZM76 120H77V118H76ZM82 120V119H81ZM86 120H88V118L86 119ZM85 120V121H86ZM262 120V119H261ZM59 121V120H58ZM58 121H57V123H58ZM137 123V124H135V122ZM211 121V122H212ZM86 122H88V121H86ZM94 122H96V120L94 121ZM98 122V121H97ZM100 123H101V121H99ZM112 122H113V120H112ZM123 122V121H122ZM139 122H141L140 124V126H139ZM60 123H61V120H60ZM130 123V122H129ZM144 123V124H143ZM69 124V123H68ZM75 124V123H74ZM77 124V123H76ZM75 124V125H76ZM88 124V123H87ZM90 124V123H89ZM94 123H92V125H93ZM122 124V123H121ZM71 125V124H70ZM128 125V124H127ZM137 125V126H136ZM74 126V125H73ZM132 126V125H131ZM262 126H263V124H262ZM67 127H69V125L67 126ZM85 127V126H84ZM83 127V128H84ZM95 127V125L93 126V128ZM97 127V126H96ZM95 127V128H96ZM98 127H100L99 125H98ZM125 127H126V125H125ZM137 127H140V128H137ZM92 128V127H91ZM97 129V128H96ZM111 129H113L112 127H111ZM122 129L124 130V128L123 127H121V135L123 134L124 135V133L122 132ZM131 130H132V127L130 128ZM58 130V129H57ZM93 130V129H92ZM92 130H90L89 131V133H94V131H96L94 134H97L98 132H97V130H99V129H97V130H93V132H92ZM86 131V130H85ZM128 132V131H127ZM132 132V131H131ZM255 132V133H254ZM85 133V132H84ZM93 134V135H94ZM111 134H113V133H111ZM110 134V135H111ZM92 135V136H93ZM98 135V134H97ZM132 135H134V134H132ZM131 135V136H132ZM134 135V136H135ZM89 136H91V134H89ZM125 136H127L126 134L124 135V137ZM130 136V135H129ZM128 136V137H129ZM134 136H133V138H132V140L133 141H136V143H137V140H135V138H134ZM227 136H229V135H227ZM92 138V137H91ZM93 138H95V136H93ZM111 138L113 139V137H112V135H111ZM110 138V139H111ZM126 139H128L127 137H125ZM124 138V139H125ZM131 138V137H130ZM225 138V137H224ZM227 138V137H226ZM230 138V137H229ZM243 138V139H244ZM115 139V138H114ZM116 139H118V138H116ZM125 139V140H126ZM96 140V139H95ZM101 140V139H100ZM120 140V139H119ZM124 140V141H125ZM130 140V139H129ZM130 141L131 143L133 142V141ZM234 140V139H233ZM97 142H98V140H97ZM126 142V141H125ZM127 142H128V140H127ZM95 143H96V141H95ZM100 143V142H99ZM102 143V142H101ZM100 143V144H101ZM133 143H135V142H133ZM98 144V143H97ZM96 144V145H97ZM123 144V143H122ZM263 144H264V141H263ZM94 145V144H93ZM242 145V144H241ZM249 145V144H248ZM248 145H245V147L248 149V150H250V148H253V147H255V146H253L252 145V147H251V145H249L250 146V148H249V146ZM255 145V144H254ZM132 146V147H133ZM238 146V145H237ZM236 146V147H237ZM243 146V145H242ZM241 146V147H242ZM92 148H94L93 149V151L95 150V146L93 147V146H91ZM122 147V146H121ZM126 147V146H125ZM128 147H130V146H128ZM235 147V148H236ZM239 147V149H241L242 150V148L240 147V145L238 146ZM89 148V149H88ZM101 148H102V146H101ZM112 148H114V147H112ZM119 148V147H118ZM127 148V147H126ZM126 148H124V150L126 149ZM228 148V147H227ZM233 149V152H234V147H232ZM256 148V147H255ZM264 148V146L262 147V149ZM103 149V148H102ZM121 149H123V148H121ZM120 149V150H121ZM246 149V150H247ZM88 150V151H87ZM98 150V149H97ZM124 150H122L124 153H125V151ZM127 150H130V149H126V151ZM240 150V151H241ZM245 150V149H244ZM253 150H256V149H254L253 148ZM91 151V150H90ZM92 151V153L90 152V154H94L95 152H93ZM131 151V150H130ZM239 151V150H238ZM251 151V150H250ZM264 151V150H263ZM230 152H232V151H230ZM237 152V151H236ZM243 152V151H242ZM241 152V153H242ZM97 153H98V151H97ZM127 153H128V155H127ZM134 153H132V151H131V153L130 154H134ZM238 153V152H237ZM240 153V152H239ZM246 153V152H245ZM259 153V152H258ZM129 154V152L127 151L126 152V155L130 158V155ZM133 155V157L134 156H136V157H134V158H137V155ZM141 154H143V153H140L139 154V156L141 155ZM247 154V153H246ZM87 156L89 155L88 153L86 154ZM102 155V154H101ZM101 155L100 156H98V157H100L101 158ZM116 155H117V152L116 151H113V152H110V153H108V158L106 159L107 161H108V163H112L111 165H113L114 163H113V160H114V158L116 157ZM120 155H125V154H121L120 153ZM253 155V154H252ZM91 155H89V157H90ZM96 156V160H98L99 158ZM6 157H8V158H12L14 161H15V163H14V161H13V163L14 164H16L17 165V168H18V174L20 175V178L18 177V183L17 184H19L20 185V189L22 190H20L21 192H23L22 193V195L24 196L23 198H20V196H18L19 194V191H18V193H15L16 192V189H13L12 188V190L14 191L15 190V192H12V190H11V192H9L8 190H7V187H6V184H5V171H4V168H5V163L7 164V161L5 160L6 159ZM82 157V158H83ZM92 157H93V155H92ZM229 157H230V155H229ZM237 157H238V155H237ZM246 157H248V156H246ZM91 158V157H90ZM89 158V159H90ZM98 158V159H97ZM122 159H126V156H123V157H121ZM228 158V157H227ZM226 158V159H227ZM230 158H232V157H230ZM88 159V157H86L85 158V160H87ZM93 159V158H92ZM229 159V158H228ZM248 159V158H247ZM253 159V158H252ZM8 160V159H7ZM10 160V159H9ZM91 160V159H90ZM94 160V162H95V159H93ZM101 159H99V161H100ZM149 160H152L153 162H149ZM250 159H248V161H249ZM6 161V162H5ZM11 161V160H10ZM82 161H84V159H82ZM81 161V162H82ZM89 160H87L86 162H88ZM243 161V160H242ZM253 161V160H252ZM81 162H80V164H81ZM85 162V161H84ZM83 162V163H84ZM89 162H91V161H89ZM98 162V161H97ZM104 162V163H103ZM117 162V161H116ZM124 162V161H123ZM122 162V163H123ZM137 162V163H136ZM199 162V163H198ZM224 162V163H223ZM234 162V161H233ZM238 162V161H237ZM82 163V165L83 166H85L84 164ZM93 163V162H92ZM92 163H90V165L89 166H92ZM98 163H100V162H98ZM102 163L105 165L106 163H105V161H102ZM101 163V164H102ZM134 163H136V165L134 164ZM232 163V162H231ZM236 163V162H235ZM234 163V164H235ZM239 163V162H238ZM237 163V164H238ZM248 163V162H247ZM252 163V162H251ZM10 164V163H9ZM8 164V165H9ZM12 164V163H11ZM10 164V165H11ZM89 164V163H88ZM88 164H87V166H88ZM93 164H95V163H93ZM137 164L139 165L140 164V166L138 167L137 166ZM163 164V165H162ZM233 164V163H232ZM233 164V165H234ZM7 165V166H8ZM15 165V166H16ZM95 165H97V163L95 164ZM111 165H110V167H111ZM133 165H135V167L133 166ZM142 165H143V167H142ZM208 165V166H209ZM212 165H214V166H212ZM239 165V164H238ZM241 165V164H240ZM7 166H6V168H7ZM13 165H11V167H12ZM87 166H85V167H87ZM88 166V167H89ZM94 166V165H93ZM92 166V167H93ZM125 166V165H124ZM126 166V167H127ZM163 166V167H162ZM164 166H165V168H164ZM235 166V165H234ZM246 166V165H245ZM248 166H250V165H248ZM248 166H247V168H248ZM76 167V166H75ZM85 167H83V169L84 170H86V171H93L90 167H89V170H87V168L85 169ZM98 166H94V169H95V172H96V170L98 169L97 168ZM101 167V166H100ZM99 167V168H100ZM138 167V168H137ZM213 167V168H212ZM220 167V166H219ZM231 167V166H230ZM13 168V167H12ZM113 168V167H112ZM131 168H129V169H131ZM194 168V167H193ZM192 168V169H193ZM199 168L197 169L196 168V166H195V168L192 170V171H195V169H196V172L197 173H200V171L201 170H199ZM204 168H205V170H204ZM221 168H223V167H220V169H219V171L221 170ZM241 168H243V167H241ZM75 169V168H74ZM73 169V170H74ZM82 169V170H83ZM91 169V170H90ZM101 169V168H100ZM237 169V168H236ZM251 169V168H250ZM13 170V169H12ZM17 170V169H16ZM126 170H128V168L126 169ZM188 170H190V171H188ZM198 170V171H197ZM218 170V169H217ZM86 171H84V173L86 172ZM98 171V170H97ZM100 171H102V170H100ZM105 171V168H104V170L102 171V174H103V172ZM140 171V173H142ZM188 171V172H187ZM205 171V172H204ZM213 171H215V170H213ZM212 171V172H213ZM247 171H249V173H250V170H247ZM252 171V170H251ZM9 173H10V171H8ZM15 172V171H14ZM72 172H74V171H72ZM94 172V171H93ZM99 172V171H98ZM127 172V171H126ZM132 172V171H131ZM187 172V173H186ZM222 172V171H221ZM246 172V171H245ZM16 173V172H15ZM80 173L81 174H83L84 176H85V174L83 173V171L81 172L80 171ZM79 173V174H80ZM120 173L122 174V176H123V174H124V172H123V169L121 168V167H119V165L117 166V167H115L113 170L111 169V172H110V174H109V176H107V178L104 180V182L102 181L103 180V178H102V180L100 179V182L102 183H104V186L105 187H107V189H109V188H115V186H118V185H123L124 186V182H122L123 180H124V178L123 177H119L120 176ZM190 173V174H189ZM215 173V172H214ZM252 173V172H251ZM95 173H92V175H94ZM105 174V173H104ZM103 174V175H104ZM126 174V173H125ZM130 174V176L133 174V172H132V174L128 171V173H127V175H129ZM195 174V173H194ZM201 174V173H200ZM217 174V173H216ZM235 174V173H234ZM14 175V174H13ZM73 176H74V174H72ZM86 175H88V174H86ZM97 175H98V177L99 178H101L100 177V174H98L97 173ZM137 175H141L142 176V174H137ZM233 175V174H232ZM245 175V174H244ZM8 176L10 177V175L8 174ZM18 176V175H17ZM83 176V177H84ZM102 176V175H101ZM134 176H135V174L132 176V178H134ZM210 176H211V174H210ZM234 176V175H233ZM80 177V176H79ZM86 177V176H85ZM97 177V178H98ZM136 177V176H135ZM196 177V176H195ZM226 177V176H225ZM10 178H12V176L10 177ZM9 178V180H10V183L11 184H13L12 182H11V180L13 181L14 179L12 178V179H10ZM73 177H71V179H72ZM81 178H82V175H81ZM87 178V177H86ZM92 178H95L94 176L92 177ZM123 178V179H122ZM132 178L130 177V179H129V181H128V183L130 182V180H132ZM202 178H198L197 179V181H200ZM206 178H204V182H206L205 181V179ZM229 178V177H228ZM239 178V177H238ZM83 179V178H82ZM136 180H138L139 178L138 177H136L135 178ZM215 179V178H214ZM213 178H211V185H209L208 184V188H212L211 186H212V180L213 181H215L216 183L218 182H221V181H224V182H221L220 184H218V185H220L219 187L221 188V192H220V189L216 192V194L218 195V196H220L219 198H221L222 200H223V198L221 197V195L223 196V193L224 194H226V185L224 186V183H225V179L224 180H220L219 179V181H218V179L216 178V180H214ZM84 180H87V179H84ZM136 180H134V181H136ZM229 180V179H228ZM92 181L93 180H90V183H92ZM125 181V180H124ZM139 181V180H138ZM138 181H137V185H139L141 182L139 181V184H138ZM233 181H235V180H233ZM239 180H237V181H235V182H238ZM243 181H245V180H243ZM247 181V180H246ZM86 182V181H85ZM88 182V181H87ZM229 182V181H228ZM230 182H232V180H230ZM240 182V181H239ZM238 182V184H240ZM77 183V182H76ZM76 183H75V185H76ZM78 183H79V181H78ZM89 183V184H90ZM94 183V182H93ZM144 183V184H143ZM197 183V184H196ZM206 183H208V182H206ZM223 183V186L225 187V188H222L223 186H221V184ZM248 184L250 183L251 185H252V183L249 181V182H247ZM16 184V183H15ZM81 184V183H80ZM85 184V183H84ZM87 184V183H86ZM89 184H87V187H89L88 185ZM130 185H132V184H134V182H132V184L131 183H129ZM128 184V186H130ZM196 184V185H195ZM217 184H214V186L215 185H217ZM232 183H230V185H231ZM247 184V185H248ZM249 184V185H250ZM254 184V183H253ZM256 184V183H255ZM83 184H81V186H82ZM94 185V184H93ZM93 185H90L91 187H93ZM98 184H96L95 186H96V188L98 187L97 186ZM137 185L136 186H132L131 187V189L133 190H135L136 189V187H137ZM141 185H140V187L138 186L137 187V189L139 188V189H141ZM200 185V184H199ZM237 185V184H236ZM240 185H242V184H240ZM246 185V186H247ZM248 185V186H249ZM11 186V185H10ZM122 186V187H123ZM204 186V185H203ZM256 186V185H255ZM254 186V187H255ZM17 187H18V185H17ZM70 187V186H69ZM83 187H85V185L83 186ZM143 187V186H142ZM156 187V188H155ZM158 187H159V189H158ZM207 187V186H206ZM243 187V186H242ZM252 188V186H249L248 188H246L245 187V190H248L249 188H252V190L250 189V191H248V192H246L245 190V192L244 191H239L238 190V192H239V198L242 200H240V202H239V200H238V202L239 203H248L249 201V203L247 204H244V205H242V206H240L238 203H235V200L233 201L234 202V204L232 205V211H231V214L226 218V221L227 222H229V224L228 225H222L221 223H222V216H220L221 214H219L221 211H222V213H223V209H221V211L219 212V213H217L216 212V210L218 211V208H219V206L218 205H216L217 203H215L214 205H215V208L218 206V208L215 210L213 207H208V206H206V207H208L207 209H209V210H206L205 208L206 207H204V204H199V202H202V201H198V199L199 200H202L203 198H201V197H197L196 195H198L199 194V191L201 192L202 191V193L204 194V190H203V188L201 189V190H195V193L197 192L198 194H196L195 195V193L193 194L194 196H196L197 197V199H195V200H197L198 202H195V204L194 203H192L190 200H188V202L190 201V203H189V207L191 206V207H195V209H200V207L199 208H197L195 205H197V203L199 204V206L200 205H203V208H201L200 209V212H199V210H198V212L200 213V214H197V213H195L194 215L195 216H198V215H201V214H204V216H205V214H206V216L208 215L207 213H209V216H207L208 218V220H206V221H209L210 223H212L213 221H214V219L216 220V218H217V220H218V216H217V214L219 215V217H221V218H219L220 219V221L219 222H221L220 223V225H221V230H222V235H221V237H220V239L218 240V245H216V247H214V250L215 251H217V252H219V257L220 256H222V257H226L227 255H229V252L230 251H232V250H234V249H238V248H248V247H252L253 248V246L256 244V242L257 241H260L261 240V238H262V236L264 237V209L262 208V206H261V204H256V202L258 203H262V204H264V192H262L263 191V189H262V191H259V190H257L256 188ZM75 188H77V185H76V187ZM74 188V189H75ZM90 188V187H89ZM99 188V187H98ZM100 188H101V184H100ZM100 188L98 189V192L99 191H101L100 190ZM128 188V187H127ZM150 188V189H151ZM155 188V189H154ZM228 188V190L231 192V191H233V190H231L229 187H227ZM11 189V188H10ZM79 189H80V186H79ZM87 189V191L85 190V192L86 193H88V188H86ZM116 189V188H115ZM114 189V190H115ZM168 189H170V190H168ZM182 189H184V187L182 188ZM222 189H223V191H222ZM225 189V190H224ZM69 190V189H68ZM77 190H78V188H77ZM76 190V191H77ZM90 190H91V188H90ZM93 190H96V189H93ZM142 190V189H141ZM151 190V191H152ZM166 190V191H165ZM186 190V189H185ZM206 190V192H207V194L209 193L208 191H210L209 189L207 190V189H205ZM81 191V190H80ZM80 191H78V192H80ZM92 191V190H91ZM136 191V190H135ZM157 191V192H156ZM163 191H165V193H162L163 194V196L164 195H169L170 194V196H168V197H166V198H164L163 197V199H165L166 201H168V202H171V204H169L168 202H166V203H168L167 205H166V203L165 202H163L161 199H162V196L160 195L161 194V192H163ZM169 191H171V193L169 192ZM56 192V193H55ZM59 192V193H58ZM93 192V191H92ZM94 192H96L97 193V190L96 191H94ZM93 192V193H94ZM115 192V191H114ZM130 192H131V190H130ZM140 192V191H139ZM149 192V193H148ZM166 192L168 193V194H166ZM178 192V193H177ZM186 192H187V190H186ZM211 192V194H209L210 196H212V191H210ZM215 192V191H214ZM218 192H220V194H218ZM73 193H74V191H73ZM81 193V192H80ZM100 193V192H99ZM133 193V192H132ZM138 193V192H137ZM143 193V194H144ZM177 193V194H176ZM89 194H90V192H89ZM89 194H87V195H89ZM102 194V193H101ZM123 193H121V195H122ZM139 194V193H138ZM138 194H136V196L138 195ZM151 194V195H152ZM192 194V193H191ZM190 194V198H196V197H194L193 195H191ZM215 194V193H214ZM233 194V193H232ZM90 195H93L92 193L90 194ZM96 195V194H95ZM95 195H94V200H95ZM133 195H135L134 193H133ZM150 195V196H151ZM175 195V196H174ZM189 195V194H188ZM188 195H186V196H188ZM228 195V194H227ZM238 195V194H237ZM59 196V197H58ZM78 196V195H77ZM98 196V195H97ZM125 196H128V195H125ZM130 196V195H129ZM134 197V200H136L135 198H137V199H139L138 197ZM138 196H140L141 197V194H139ZM149 198H148V197ZM202 196H205V198L207 197L206 195H202ZM236 196V195H235ZM89 197H91V196H89ZM88 197V198H89ZM116 197V196H115ZM141 197V198H142ZM213 197V196H212ZM232 197V196H231ZM78 198H79V196H78ZM78 198H77V200H78ZM86 198V197H85ZM93 198H91V199H93ZM125 198H127V197H125ZM131 197H128L127 199H128V202H129V200H133V199H130ZM139 199L138 201H139V203L142 201V200H144V199ZM148 198V199H147ZM186 198V199H185ZM193 198H192V201H193ZM235 198V197H234ZM237 198H238V196H237ZM90 199V198H89ZM87 200V199H85V200H87V202L89 201H91V200ZM97 199V198H96ZM101 199V198H100ZM106 198L104 197V199H102V201H104ZM127 199H125L126 201H127ZM207 199H210V197H207ZM76 200V201H77ZM159 200H161L160 202H161V204H159L158 203V205H157V203H156V201H159ZM218 200H220V199H218ZM222 200H220L221 202H222ZM72 202L74 201V200H71ZM70 201V203H72ZM93 201V200H92ZM98 201V200H97ZM206 200H204V202H205ZM230 202H231V200H229ZM252 201H254L255 202V204H251V202ZM78 202V201H77ZM83 203L81 200H79V202H78V204H81V203ZM94 202V201H93ZM99 202V201H98ZM128 202H126V203H128ZM144 202H146V206L144 205L145 203ZM155 202V203H154ZM194 202V201H193ZM221 202H220V204H221ZM228 202V201H227ZM227 202H225V203H227ZM232 202V203H233ZM92 203V202H91ZM90 203V204H91ZM135 203H137V202H134V205H135ZM151 205H150V204ZM153 203V204H152ZM162 203H165V204H162ZM194 204V205H190V204ZM33 204H35V205H33ZM85 203H83V205H84ZM97 203L95 202V205H96ZM100 204V202L97 204V205H99ZM148 204V205H147ZM156 205V207H155V205ZM182 204V205H181ZM219 204V203H218ZM219 204V205H220ZM238 204V205H237ZM51 205V204H50ZM83 205H81V206H83ZM93 205H94V203H93ZM130 205V204H129ZM139 204L137 203V206H138ZM159 205H163V207H161V206H159ZM164 205H166L165 206V208H164ZM211 205V204H210ZM54 206V205H53ZM52 206V207H53ZM77 206H80V205H77ZM80 206V207H81ZM132 206H133V204H132ZM136 206V205H135ZM149 206V207H148ZM174 206V205H173ZM182 206V209L183 208H185V207H183ZM198 206V205H197ZM54 207H56V206H54ZM57 207V208H58ZM74 207V210H77V208L78 207H76V209H75V206H73ZM127 206L125 205V208H126ZM140 207V206H139ZM158 207V208H157ZM160 207V208H159ZM202 207V206H201ZM224 206H221V208H223ZM43 208V207H42ZM81 208H83V207H81ZM84 208H85V206H84ZM130 208V207H129ZM145 208V209H144ZM159 209V210H157V209ZM192 208V209H193ZM35 209V208H34ZM45 209H48V208H46L45 207ZM73 209V208H72ZM100 209V208H99ZM136 210H138V207L137 208H135ZM134 209V210H135ZM154 209H156L155 210V213L153 212V210ZM181 209V208H180ZM194 209V210H195ZM202 209H204L203 210V212H202ZM210 209H214V213L216 214V215H214V216H212V214H210L211 212H212V210H210ZM70 210H71V208H70ZM69 210V211H70ZM79 210H81L80 208L77 210V211H79ZM85 210V209H84ZM96 210L98 211V208H97V206H96ZM133 209H131V211H133L134 213H136L135 211H134ZM174 210V209H173ZM176 210V209H175ZM174 210V212L176 213V215H178L179 213V216L182 214L181 212H177V210L175 211ZM179 210V209H178ZM186 211L188 210L187 208L185 209ZM227 210V209H226ZM35 210H33V212H34ZM48 211H50V210H48ZM53 211V210H52ZM127 211V210H126ZM159 211H161L163 214H161V212H159ZM184 211V210H183ZM204 211H205V213H204ZM42 212V211H41ZM61 212V211H60ZM63 212V211H62ZM71 212H72V210H71ZM74 212V211H73ZM73 212L72 213H69V214H72L73 216L74 215H76V216H80V214H79V212H77L76 214H73ZM151 212V213H150ZM157 212H159L158 214H157ZM174 212H170V214H173ZM188 212H190V211H188ZM67 213V214H68ZM81 213H82V211H81ZM102 213V212H101ZM152 214L151 216H150V214ZM167 213H165V214H167ZM225 213H227V212H225ZM225 213H223L224 215H226ZM48 212L47 213H45V211L44 212H42L41 213V217H43L44 219L46 218L47 219V217H48ZM52 214V213H51ZM62 214V213H61ZM77 214H79V215H77ZM96 214V213H95ZM137 214V213H136ZM148 214V215H147ZM153 214H155V215H153ZM169 214V215H170ZM197 214V215H196ZM53 215V214H52ZM104 215V214H103ZM144 215V216H143ZM175 215V216H176ZM191 215V214H190ZM193 215V214H192ZM45 216V217H44ZM68 216V215H67ZM75 216V217H76ZM93 216V215H92ZM91 216V218H93V217H95V216H93L92 217ZM102 216V215H101ZM121 216V215H120ZM119 216V217H120ZM128 216H125V219L127 220L128 218H131V217H128ZM155 217V218H153L154 220H152L153 221V224H155L156 226H150V228H151V230H150V228H149V226L147 227V229H145V226H147V224H151V222H150V219H152V217ZM160 216L158 217V218H160ZM212 216V217H211ZM61 217H62V215H61ZM69 217V216H68ZM210 217V218H209ZM49 218V217H48ZM72 218H74V217H72ZM132 218L131 219H128L127 221V223H129V221L130 220H132ZM180 218V217H179ZM211 218H213V219H211ZM43 219V220H44ZM64 219V218H63ZM69 219V218H68ZM78 219H79V217L77 218L76 217V220L78 221ZM93 219H95V218H93ZM123 219H124V216H123ZM137 219V218H136ZM178 219V218H177ZM187 219H189V220H187ZM60 220V219H59ZM74 220V219H73ZM76 220H74V221H76ZM126 220L125 221H123L124 223V225H127V224H125V222H126ZM158 220V219H157ZM176 220V219H175ZM180 220V219H179ZM213 220V221H212ZM215 221V222H213L212 224L213 225H215L214 223H216V222H218V221ZM45 221V220H44ZM43 221V223H45ZM61 221H62V218H61ZM67 221V220H66ZM94 220H92V222H93ZM135 221H136V223H135ZM177 221V220H176ZM175 221V222H176ZM206 221L204 222V223H206ZM212 221V222H211ZM47 222V221H46ZM49 222V221H48ZM47 222V223H48ZM53 222V221H52ZM91 221H89V223H90ZM131 222V221H130ZM155 222V223H154ZM192 222V223H191ZM197 222H199V221H197ZM201 222V221H200ZM199 222V223H200ZM209 222H207V224H203V221L201 222L203 225H210L209 224ZM224 222V221H223ZM40 223V222H39ZM122 223V222H121ZM187 223H189V222H187ZM49 224V223H48ZM52 224V223H51ZM50 224V225H51ZM61 224V223H60ZM76 224H77V222H76ZM75 224V225H76ZM123 224H122V226H121V229H122V227H123ZM132 224V223H131ZM163 224V225H162ZM168 225V226H170L168 229H170L171 228V232H172V234L170 235V230L168 231V229H167V231H166V229H165V227H166V225ZM211 224V228L213 227V225ZM219 223H216V228H218V225ZM74 224H72V226H73ZM74 225V226H75ZM89 225V224H88ZM88 225H87V228H88ZM91 225V224H90ZM174 225V226H173ZM184 225V226H183ZM197 225V224H196ZM195 225V226H196ZM203 225H201V224H198L197 226H203ZM49 226V225H48ZM56 226V225H55ZM60 226V228H61V225H59ZM163 226V227H162ZM165 226V227H164ZM49 227H52V226H49ZM126 227V226H125ZM153 227L155 228L154 230L158 233H156L154 230H153ZM174 227V228H173ZM204 227V226H203ZM43 228H47V227H44L43 226ZM42 228V229H43ZM120 228V227H119ZM129 228H130V226H129ZM132 228V227H131ZM149 228V229H148ZM165 229V230H163V229ZM209 228V227H208ZM220 228V227H219ZM49 229H54L53 227L52 228H48V231H49ZM72 229H74L73 227H72ZM160 230L162 233H164V234H166V235H163V234H161V237L162 236H164L165 237V242L162 240V238L159 236V232H158V230ZM52 230H50V233H51V231ZM60 230V229H59ZM89 230H91V229H87V231H89ZM92 230H94V229H92ZM92 230L90 231V232H92ZM136 230V231H135ZM147 230H149V231H147ZM153 230V231H152ZM175 230V231H174ZM179 230V231H178ZM201 230V229H200ZM57 231V230H56ZM61 231V230H60ZM59 231V232H60ZM120 231H122V230H120ZM120 231H119V233H120ZM150 231H152L151 233H150V235L152 236V238H154L155 236L157 237V241L159 242V240H161V245L163 244V246H165L166 248L164 249V248H162L163 246H161V248H162V252H164V254H166V255H164L163 253H157V252H155V250H154V252L152 253V249L154 248L153 246H147V244H145L144 245V243L146 242L145 241V235L147 236L146 238L148 239H150V241H151V236H149V233L148 232H150ZM202 231H204L203 229H202ZM213 231V230H212ZM58 232V235L61 237V233H59ZM124 232V231H123ZM123 232H121V233H123ZM137 232V233H136ZM154 232V233H153ZM167 232V233H166ZM176 234H175V233ZM37 233V232H36ZM49 233V234H50ZM69 233V232H68ZM93 233V232H92ZM92 233L90 234V233H88V234H90V235H92ZM104 233V232H103ZM148 233V234H147ZM190 233H191V231H190ZM195 233L196 232H194L193 234L195 235ZM213 233V234H212ZM214 233H216V231H213V232H211L210 231V234L211 235H213V236H211L210 234H208V237H209V240H211V238L210 237H212L213 238V240H215L214 239ZM217 233H219V232H217ZM48 234V235H49ZM72 234V233H71ZM155 234V235H154ZM168 234V235H167ZM175 236H174V235ZM201 235L202 234H204V233H200ZM220 234V233H219ZM39 235V234H38ZM47 235V236H48ZM121 235V234H120ZM134 235V234H133ZM190 235H192V233L190 234ZM199 235V234H198ZM210 235V236H209ZM39 236H41V235H39ZM42 236H44V235H42ZM47 236H46V238H47ZM119 236V235H118ZM123 236H125V235H123ZM154 236V237H153ZM168 236H170V238L168 239ZM33 237V236H32ZM86 237V236H85ZM156 237H155V239H156ZM163 237V238H164ZM173 237H175V239L176 240H179V242L180 241H182L183 242V244L182 243H178V242H174L175 241V239H173V242L171 241L172 240V238ZM188 237V238H187ZM194 237V236H193ZM201 237V236H200ZM208 237H207V239H208ZM44 238H45V236H44ZM59 238V237H58ZM84 238V237H83ZM86 238H88V236L86 237ZM90 238V237H89ZM161 238V239H160ZM182 238V239H181ZM199 238V237H198ZM197 238V239H198ZM39 239H41L40 237H39ZM118 239V238H117ZM123 239H125V238H123ZM127 237H126V242H127ZM149 239H148V241H149ZM169 240V241H171L173 244H174V246L170 243V242H168V247H167V241L166 240ZM187 241H186V240ZM206 239V243L204 244L205 245V249H207V247H206V244H207V240ZM132 240V241H133ZM205 239L204 238H202V239H200V242H201V244L203 243L202 241H204ZM44 241V240H43ZM46 241H48V239L46 240ZM46 241H44V242H46ZM113 241V240H112ZM122 241L123 240H121V242H120V244H122ZM131 241V242H132ZM145 241V242H144ZM154 241L155 240H153V241H151V242H153V245H154ZM190 241H191V243H190ZM197 241V240H196ZM195 241V242H196ZM43 242V243H44ZM61 242V241H60ZM84 242H87V241H85L84 240ZM118 242V241H117ZM125 242V243H126ZM186 242V243H185ZM41 243V242H40ZM88 243V242H87ZM130 243V242H129ZM157 243V242H156ZM156 243H155V245H156ZM165 243V244H164ZM178 243V244H177ZM38 244H39V242H38ZM119 243H117V245H118ZM151 244V243H150ZM157 244H159V246H160V243H157ZM171 244V245H170ZM184 244H188V245H190V246H194V247H192L193 248V251H191V252H189V254L191 253V256H189V258L188 259H184V257L185 256H183L182 257V259L180 258L181 256V254L180 253H184V252H182V251H184V250H186V249H189V248H186L185 246H183ZM201 244H199V245H201ZM43 245V244H42ZM60 245L61 244H58V249L60 248ZM95 245V244H94ZM137 245V247L135 248V246ZM152 245V244H151ZM154 245V246H155ZM169 245L170 246H172V247H170L169 248ZM179 245H181L180 247H178ZM198 245V246H199ZM203 245V244H202ZM203 245V246H204ZM263 245V244H262ZM62 246V245H61ZM132 246V245H131ZM130 245L128 246V248H130L131 247ZM159 246H158V248H159ZM100 247V246H99ZM121 247V246H120ZM151 247H152V249H151ZM213 247V246H212ZM57 248V247H56ZM118 248H119V245H118ZM122 248V247H121ZM157 248V246H156V248L155 249H157V250H159ZM179 250H178V249ZM182 248V249H181ZM198 248V247H197ZM116 249H117V247H116ZM120 249V248H119ZM118 249V250H119ZM163 249L164 250H168V252L167 251H163ZM173 250L172 251V254H171V251L170 250ZM174 249H176V250H174ZM199 249H201L202 250V247H199ZM204 249V248H203ZM47 250V249H46ZM124 250V249H123ZM128 250V249H127ZM192 250V249H191ZM48 251H50V249L48 250ZM87 251H88V246H87ZM121 251V250H120ZM177 251H178V253H177ZM240 251V250H239ZM59 252V251H58ZM132 252H133V250H132ZM187 252V251H186ZM241 252V251H240ZM169 253H170V255H169ZM85 254V253H84ZM178 255V254H180V255H178L179 257H177V256H175V255ZM185 254H187V253H185ZM254 254L255 253H248V254H246L245 256L248 258V260L249 261H251V262H253L254 263ZM174 255V256H173ZM183 255V254H182ZM98 256H100V255H98ZM130 256L132 257V258H130ZM172 256V257H171ZM198 256V257H197ZM119 257H120V255H119ZM222 257L220 258V259H222ZM240 257V256H239ZM238 257V258H239ZM241 257H243V256H241ZM118 258V257H117ZM173 258V259H172ZM174 258H178V260L180 259V261H178V260H176V259H174ZM230 258V257H229ZM56 259V258H55ZM121 259V258H120ZM219 259V260H220ZM231 259V258H230ZM237 259V258H236ZM241 259V258H240ZM159 260V259H158ZM166 260H167V258H166ZM169 260V259H168ZM238 260V259H237ZM117 261H120L119 259L117 260ZM156 261H157V263H156ZM159 261H161V260H159ZM174 261V263H172V261H167V263H163L164 262V259H163V262L161 263L160 262V264H168V262H169V264H177L176 262ZM181 261V262H182ZM93 261H91V263H92ZM103 262V261H102ZM116 262V261H115ZM217 262H218V260H217ZM221 262V261H220ZM233 262V261H232ZM25 263V262H24ZM105 263V262H104ZM119 263V262H118ZM128 263H126V264H128ZM212 262H208V261H206L205 262V260H199V264H211ZM230 263V262H229ZM253 263H251V264H253ZM54 264H56V263H54ZM122 264V263H121ZM249 264V263H248ZM257 264H264V256L262 257V258H260V260H259V262L257 263Z\"/></svg>",
	"mask_w": 264,
	"mask_h": 264
}]
</instances>
